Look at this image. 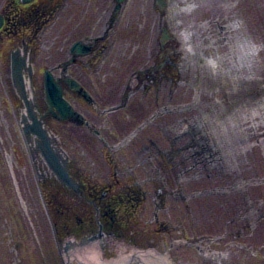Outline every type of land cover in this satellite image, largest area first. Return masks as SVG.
<instances>
[{"label": "rangeland", "instance_id": "rangeland-1", "mask_svg": "<svg viewBox=\"0 0 264 264\" xmlns=\"http://www.w3.org/2000/svg\"><path fill=\"white\" fill-rule=\"evenodd\" d=\"M88 1L90 7L82 2L67 8L57 24L55 12L48 11V21L38 33L0 40V264H80L66 255L65 243L80 241L83 236L77 234L96 233L99 229L86 223L83 231L72 228L71 236L63 232L61 246L55 240L51 214L45 205L54 194H42L44 186L37 179L35 160L23 131L25 106L10 75L12 52L21 48L22 39L32 37L31 48L36 53L32 63L37 74L30 87L39 103L38 115L43 114L44 72L54 70L68 54L61 50L57 37L72 35L74 10L79 19L82 12L89 10L86 15L91 19L97 9L95 1ZM167 1L169 8L161 14L155 8V0H129L125 20L133 23V30H124L135 33L143 47L156 28L159 35L160 28L168 24L184 54L193 57L190 73L186 55L183 59L174 55L173 110L157 118V127L152 129L159 142L176 153L175 177L166 179L162 186L165 174L158 173L154 181L159 196L154 191L144 193L148 199L140 195L143 200L135 202V208L123 193L126 197L116 213L124 223L110 226L117 231L116 236L107 234L91 247H99L107 262L135 251L154 250L170 257L173 264H264V0ZM40 3L43 7L48 5L45 1ZM85 23L83 19L78 32ZM144 50H140L141 54ZM180 74H184L186 83L193 82L181 85ZM197 74L200 82L185 77ZM27 81L29 84L28 78ZM66 98L72 101L68 92ZM194 120L202 122L201 133L209 138L210 149L192 169V163L176 169L183 156L195 150L177 152L191 140ZM161 121L171 126L168 132H172L167 136L160 127ZM46 124L70 158L92 159L106 174L110 170L109 177L96 179L98 185H110L113 194L131 186L132 181L123 185L114 178L113 168L107 163L110 148L87 129L62 124L52 117L47 118ZM73 164L72 161L71 169ZM48 185L52 194L55 184ZM55 192L62 204L57 219L73 223L78 218L95 216L93 206L70 190L60 187ZM156 203L163 204L158 217L165 226L154 222Z\"/></svg>", "mask_w": 264, "mask_h": 264}, {"label": "flooded vegetation", "instance_id": "flooded-vegetation-1", "mask_svg": "<svg viewBox=\"0 0 264 264\" xmlns=\"http://www.w3.org/2000/svg\"><path fill=\"white\" fill-rule=\"evenodd\" d=\"M41 1H45L48 5L41 6ZM92 1H95L97 12H92L91 19H87L89 16L86 15L89 10L81 13L83 16L86 15L85 17L81 16V19L77 16V11L74 10L73 16H75L76 21L73 25L72 35L69 38H64L61 35L57 37L62 43L60 45L61 50H66L68 54L67 58L54 68L55 71H58V74L54 73L55 78L61 81L65 96L67 92L71 94L72 101L69 102L82 117L70 118L67 121L60 120L57 117L58 111L56 109L52 111L47 104L45 94L43 100L46 102V109L43 114L40 113L39 115L45 123L47 118L52 117L62 124L87 129L104 146L110 148L111 154L108 162H106L109 167L113 168L114 178L121 180L123 185L126 181H132L131 186L128 184L127 187L122 188L125 192L113 194L110 185L100 186L96 183V179L109 177L110 170L106 174V171L102 170L96 161L92 159L86 161L73 160L67 154L70 174L81 190L80 193L74 192V194L91 204L95 211V216L90 219L86 216L77 219L82 227L78 231L85 230L86 223L99 227L96 233L95 231H86L82 235H76L77 229H75L74 234L77 237L83 236L82 239L100 237L101 242L107 234L116 236L117 231L110 226L124 223V219L116 213L118 209L122 208L120 206L126 197L123 196V193L127 194L126 201L132 208H135V202L143 200L140 195H145L151 191L158 195L154 181L158 173L165 174L162 186L167 182L166 179L171 180L175 177L173 176L175 175L173 174V158L176 153H173L172 147L168 149L161 144V140L158 139L152 129L157 127V118L168 115L173 110L172 104L175 95L173 87L174 80H176L172 74L174 55H178L182 59L186 55L187 69L190 73L189 62L192 61L193 57L190 54H184L182 46L178 44L177 35L173 34V30L168 24H164L160 28L161 34L159 35L156 28L154 34L152 32L150 41L141 47L136 36H134L135 33L133 35L131 32L133 23L125 20V11L129 0L121 4L118 0ZM82 2L87 3L89 5L87 7L91 5V1L88 0H35L27 5L22 4L20 0H0V16L2 17L0 40L4 41L5 38L9 39L13 35L26 34L27 32H29L28 36L31 33H38L48 21L45 19L48 11L51 14L55 12L56 16L53 18H55L54 23L57 24L63 16L61 15L62 12L69 7L75 8V4ZM155 8L164 14L169 7L166 5L163 9L159 8L157 0H155ZM82 18L86 20V23L82 27L83 30L78 32L77 28L83 24ZM15 20L18 21L16 24ZM125 27L131 31L124 30ZM32 40V37L27 38V40L22 39L21 48L16 50H24L26 44L31 62H35L36 53L34 54L35 50L31 48ZM142 48L145 51L143 54L140 52ZM176 67L179 70L178 64ZM119 71L120 73H118ZM180 72H184V70H180ZM36 74L34 68L31 78L35 80ZM10 75L13 82L12 70ZM25 75L30 77L27 72ZM185 77L189 79L194 77L200 82L198 74L197 76L185 75ZM68 78L74 80L84 89L91 99L83 96L77 88H72L66 81ZM179 79L181 85L193 82L188 81L186 83L184 74H180ZM37 108H39L38 102ZM161 124L163 126L160 127L166 131V136L172 132H168L169 127H171L168 126V122L163 121ZM202 126V122L194 120L190 131L191 140L177 152L186 149L195 150L191 151L192 153L187 152L183 156V160L175 167L176 169L181 165L184 166V164L187 167V163H192L190 166L192 169L194 164L197 165L202 162L201 155L210 149L207 142L209 138L202 136ZM110 131L112 134L109 133ZM59 141L58 145L66 152ZM173 141L172 139V145ZM34 142L35 139H33ZM72 161L74 164L71 169ZM33 164L37 179L44 186L43 190L41 187L42 194L45 195L46 192L50 195L54 194L50 199H46L45 205L49 215L51 214L49 219L52 223L55 240L61 246L63 232L70 236L73 235L72 229L66 228V221L57 219L60 201L55 191L62 184L41 159L35 160ZM177 176L179 178L180 174L177 173ZM53 182L55 186L54 192L51 194L48 184ZM63 188L65 189V187ZM160 189V192L163 193L164 189ZM160 192L159 194H161ZM145 199L147 200L148 197L146 196ZM110 201L114 202L113 207H110ZM52 203H54V207ZM161 208H163L162 203L155 204L153 216L156 226H165L164 223L159 222L158 211Z\"/></svg>", "mask_w": 264, "mask_h": 264}, {"label": "water", "instance_id": "water-1", "mask_svg": "<svg viewBox=\"0 0 264 264\" xmlns=\"http://www.w3.org/2000/svg\"><path fill=\"white\" fill-rule=\"evenodd\" d=\"M22 3H31L34 0H21ZM126 0H118L119 3L125 2ZM161 7L165 6L164 0H158ZM2 26V17L0 16V28ZM28 54L27 46L24 45V55H22L20 50H16L12 54V73H13V84L19 97L23 100L26 113L22 116L23 130L26 135L27 141L32 144V137L34 136L36 145L31 146V152L36 159L41 156L46 162L47 166L52 171L58 180L68 188L80 193V187L77 182L71 177L69 173V159L67 155L61 151L57 145V140L49 132L45 123L40 119L36 112V101L29 97V91L27 88V83L24 76V71L29 72L30 75L33 74L32 67L28 65ZM67 83L72 88L79 89L82 94L88 99L89 95L81 90L79 85L73 80H67ZM45 95L46 100L51 107L56 108L60 113L59 118L62 120H69L70 118L81 117L79 113L75 111L73 106L65 99L64 89L60 81H56L52 72L47 70L45 73ZM58 117V116H57ZM100 237L86 238L81 243L69 242L67 244L66 251L68 252L74 246L82 247L92 243L93 241L99 239Z\"/></svg>", "mask_w": 264, "mask_h": 264}, {"label": "bare ground", "instance_id": "bare-ground-1", "mask_svg": "<svg viewBox=\"0 0 264 264\" xmlns=\"http://www.w3.org/2000/svg\"><path fill=\"white\" fill-rule=\"evenodd\" d=\"M84 247L69 254L70 258L76 259L80 264H173L170 257L159 254L154 250L135 251L122 256L116 261L107 262L103 259L99 247Z\"/></svg>", "mask_w": 264, "mask_h": 264}, {"label": "trees", "instance_id": "trees-1", "mask_svg": "<svg viewBox=\"0 0 264 264\" xmlns=\"http://www.w3.org/2000/svg\"><path fill=\"white\" fill-rule=\"evenodd\" d=\"M109 203H111L110 204V207H113V205H114V202L113 201H110ZM59 207H60V209H62L61 207H62V204L60 203L59 204ZM63 211H61L60 213H62ZM66 224V228L67 229H69V230H71L72 228H75V227H77V228H79V229H81L82 227H81V223L78 221V220H76V221H74V224H72V223H65ZM76 229V228H75Z\"/></svg>", "mask_w": 264, "mask_h": 264}]
</instances>
